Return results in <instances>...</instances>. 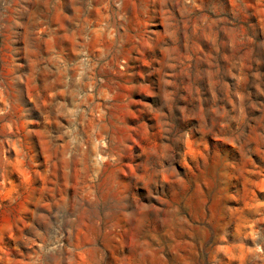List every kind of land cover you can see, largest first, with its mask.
<instances>
[{
  "label": "rangeland",
  "instance_id": "1",
  "mask_svg": "<svg viewBox=\"0 0 264 264\" xmlns=\"http://www.w3.org/2000/svg\"><path fill=\"white\" fill-rule=\"evenodd\" d=\"M0 264H264V0H0Z\"/></svg>",
  "mask_w": 264,
  "mask_h": 264
}]
</instances>
